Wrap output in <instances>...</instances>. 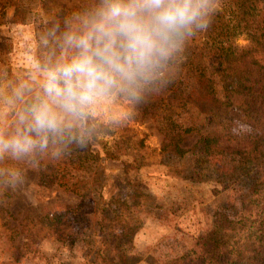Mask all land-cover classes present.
<instances>
[{
    "label": "rangeland",
    "instance_id": "rangeland-1",
    "mask_svg": "<svg viewBox=\"0 0 264 264\" xmlns=\"http://www.w3.org/2000/svg\"><path fill=\"white\" fill-rule=\"evenodd\" d=\"M246 5L252 7L256 20L264 18V0H248ZM86 8L85 0H0V91L7 94L9 85L29 80L33 61L44 55L40 37L54 20ZM260 26L264 30V21L252 24ZM236 30L230 34V42L246 46V33ZM203 57L211 60L205 54ZM32 86L33 93L26 100L39 90L38 84ZM251 98L227 115L234 127L240 120L250 126V131L241 133L244 138L234 133L233 139H223L221 144L243 145L244 150L256 140V154L261 155L256 157L264 161V90L254 92ZM126 103L116 98L101 101L94 109L93 117L108 130L102 139L107 145L122 146L118 159L101 158L98 162V186H104L100 192L91 190L81 199L65 190L60 184L71 181V172L62 167L58 173L64 177L59 181L41 182V174L51 170L44 156H38L35 162H0V167L14 165L20 172L15 187H0V264H96V216L102 211L119 210L125 200L133 204L132 215L140 219L128 245L131 264H166L189 252L213 229L216 212H230L232 221L239 222L235 233H242L244 222L238 211L243 171L237 165L254 157L210 151L207 140H200L195 131L182 143L187 152L182 157L170 156L161 151L163 133L151 116L137 114L122 125L110 123ZM20 107L18 104L17 109ZM210 108L208 104L204 110ZM182 116L190 124L201 120L204 113L189 106ZM14 121L15 115L0 104V127L10 130ZM143 137L146 148L139 164L133 162L130 144ZM261 196L257 195L253 209L264 204ZM95 198L100 199L95 202ZM236 212L238 215H233ZM52 214L63 216L59 231L47 227V215Z\"/></svg>",
    "mask_w": 264,
    "mask_h": 264
},
{
    "label": "clouds",
    "instance_id": "clouds-1",
    "mask_svg": "<svg viewBox=\"0 0 264 264\" xmlns=\"http://www.w3.org/2000/svg\"><path fill=\"white\" fill-rule=\"evenodd\" d=\"M222 6L223 0H94L54 20L40 37L44 55L33 61L29 80L0 91V104L15 115L14 127H0V162L58 161L86 150L101 101L127 102L110 123L132 120L175 82L190 45ZM33 83L39 90L26 100ZM233 131L250 126L237 120ZM19 179L14 165L0 167V187H15Z\"/></svg>",
    "mask_w": 264,
    "mask_h": 264
},
{
    "label": "trees",
    "instance_id": "trees-1",
    "mask_svg": "<svg viewBox=\"0 0 264 264\" xmlns=\"http://www.w3.org/2000/svg\"><path fill=\"white\" fill-rule=\"evenodd\" d=\"M93 2L85 0V6L91 7ZM246 3L248 0H223L222 10L215 16L210 29L190 45L187 59L175 82L160 94L152 96L149 102L140 106L138 112L140 116H151L157 120L164 137L161 151L170 156L182 157L187 152L182 143L186 135L195 131L200 140H207L210 151L228 156L235 153L254 157L237 165L243 171V191L239 196L238 211L244 222L242 233H235L239 222L232 221L230 212H216L213 229L189 252L172 258L166 264H264V204L258 210L251 207L257 195L264 198V161L256 157L261 156L256 154L259 153L256 140L251 141L244 150L239 143L240 146L236 147L221 144L223 139L229 141L234 136V126L227 118L228 112L244 106L254 92L264 90V30L261 26L252 27V24L261 25L264 18L259 16L256 20L252 7ZM236 29L246 33L249 41L246 46H233L230 42V34L235 33ZM203 54L211 57V60L205 59ZM208 104L211 108L204 110ZM189 106L204 113L201 120L187 123L182 113ZM89 123L95 129L89 147L58 161L44 156L51 170L40 176L41 182H55L64 177L58 173V169H68L71 181L60 185L81 199L91 190L95 193L101 191L104 186H98V162L101 158L118 159L122 147L119 143L107 145L102 139L108 133L105 125L98 123L94 117ZM225 132H229V135L226 136ZM241 136L244 138V134ZM130 147L133 162L142 163L146 148L144 137L132 141ZM250 166L252 168L244 172ZM234 177L231 175L230 178ZM136 193L137 190L132 193V198ZM97 199L99 201L100 198H95V202H98ZM120 205L119 210L102 211L96 216L99 234L93 252L96 264L132 262L128 245L132 234L140 226V219L132 215L133 204L129 201H121ZM238 212L233 215L237 216ZM62 217V214L47 215V227L59 231Z\"/></svg>",
    "mask_w": 264,
    "mask_h": 264
}]
</instances>
